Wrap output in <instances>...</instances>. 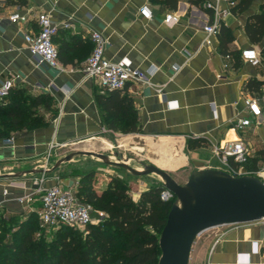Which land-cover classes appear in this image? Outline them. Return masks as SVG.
Returning <instances> with one entry per match:
<instances>
[{"label":"crops","instance_id":"0c3cea01","mask_svg":"<svg viewBox=\"0 0 264 264\" xmlns=\"http://www.w3.org/2000/svg\"><path fill=\"white\" fill-rule=\"evenodd\" d=\"M207 1L214 0H201L199 4L179 0L176 9H163L152 0H0V81L12 77L14 89H23L31 97H50L48 108L43 103L37 107L45 125L0 138V174H13L0 177V216L22 223L38 215L41 193L34 182L42 176L44 166L52 168L80 143L93 144L80 150H101L99 140L108 142L110 136L143 139L156 152L153 156L159 163L154 164L163 168V153L181 147L185 151L182 165L192 162L193 169L227 171L232 166L240 175L254 174L264 180V56L257 65L242 57V50L248 47L261 51L260 44L249 40L245 23L250 14L260 11L264 0H253L243 12L233 13L231 8L229 14L218 18V23L233 33L229 46L240 53L239 67H235L232 55L221 51L219 34L212 37L211 44L204 42V24L215 21L212 11L205 7ZM143 4H149L152 19L141 16ZM221 5L226 7L228 3ZM29 8L48 12L58 25L54 42L62 70L41 62L29 51L25 35L38 30L34 19L9 20L13 11ZM169 11L180 14L177 24L164 22ZM92 30H99L106 38L108 58L127 57L142 70L153 64L159 66L151 76L153 85L130 82L118 90L119 95L132 98L140 132L109 126L107 117L112 113L101 102L114 103L117 97L110 98L112 89L103 88L82 71L94 46ZM251 79L258 81L251 85L254 89L248 86ZM160 85L162 92L157 90ZM247 96L258 99L263 110L259 118L247 109ZM9 101L10 96L0 102ZM242 117H250L253 122L237 130L233 122ZM228 140L247 144L249 157L245 162L230 159L227 164L214 152L216 144ZM51 142L55 147L50 148ZM78 162L81 160H74ZM96 163V176L104 178H99L95 186L103 190L115 175ZM66 166L64 162L46 172L43 186L61 182L77 188L80 177L64 170ZM148 187L140 180L131 187L132 198L138 200ZM205 240L190 258L192 264H247L248 259L264 264V221L214 227Z\"/></svg>","mask_w":264,"mask_h":264},{"label":"trees","instance_id":"16d2710c","mask_svg":"<svg viewBox=\"0 0 264 264\" xmlns=\"http://www.w3.org/2000/svg\"><path fill=\"white\" fill-rule=\"evenodd\" d=\"M163 9H176L179 0H152ZM201 0H193L200 3ZM253 0H236L233 13L243 12ZM245 32L253 44L261 45L264 56V2L260 11L248 16ZM220 48L235 59V67L241 65L240 53L231 49L233 33L225 24L219 27ZM257 80L248 81L252 88ZM12 88L10 101L0 102V138H8L12 133L23 129L43 126L46 122L39 115L38 105L50 106L49 95L31 97L23 89ZM254 89V88H252ZM256 89V88H255ZM119 89H112L114 103H102L111 111L107 117L109 126L123 132H140L133 100L127 95H119ZM74 175L80 177L76 188L79 200L90 203L95 210L105 213L102 220L89 224V231L75 234L77 230L60 225L54 231L51 248L49 242L44 250L37 238L36 216L22 223L0 216V259L4 264H157L161 250L159 236L164 227L168 212L176 197L165 201L160 197L162 184H152L142 192L138 200L129 193L127 183L113 176L108 186L97 189L94 181L95 170ZM42 253L39 248L41 246ZM51 249V250H50ZM49 251H52L51 253ZM45 253V254H43ZM55 255V257H52ZM1 262V261H0Z\"/></svg>","mask_w":264,"mask_h":264},{"label":"built area","instance_id":"2783aa9c","mask_svg":"<svg viewBox=\"0 0 264 264\" xmlns=\"http://www.w3.org/2000/svg\"><path fill=\"white\" fill-rule=\"evenodd\" d=\"M222 2L228 3V6L223 7L221 5ZM235 4L236 0L205 2V7L210 9L215 17V21L206 22L203 26L206 33L205 43L211 44L212 37L219 34L220 24L218 23V18L229 14ZM139 11L142 17L149 20L153 18V12L149 4H143ZM180 17L177 11H169L164 16V22L177 24L180 21ZM31 19L36 21L38 30L25 35L29 51L34 56H37L41 62L52 68L62 70L64 67L60 62L59 50L54 42V36L58 32V25L52 20L50 14L40 10L34 12L29 8L27 10H15L9 15V20L12 22H27ZM91 39L94 46L82 68L86 76L95 78L103 88L107 89L123 90L130 82L153 85L151 76L158 70V65L153 64L149 69L142 70L135 67L127 57L120 60H112L105 54L107 40L99 30L91 31ZM242 57L253 65L259 64L262 60L261 51L256 47L243 49ZM14 83V78L12 77H6L0 81V101H4L9 97ZM157 90L162 92L163 86H157ZM244 103L252 116L259 118L263 114V110L256 97L247 96L244 99ZM252 122L253 120L250 117H242L237 118L233 124L237 130H243L251 126ZM55 145L54 142H51L50 148L55 147ZM214 152L227 164L230 159L234 162L243 163L249 157V148L243 140H228L224 144H216ZM43 169L42 176L37 178L34 183L41 193L40 218L44 223L52 227L60 225L86 227L104 218L105 213L103 211L95 210L90 203L79 200L76 195V188L61 182H56L47 187L43 186L46 178L45 174L49 169L48 165L46 164ZM229 169L230 173L240 175V171L232 166ZM160 197L165 201H169L176 196L171 190L163 188ZM94 210L98 214L96 220L92 216ZM260 221H264V219ZM246 263L254 264L250 259Z\"/></svg>","mask_w":264,"mask_h":264},{"label":"water","instance_id":"95a60500","mask_svg":"<svg viewBox=\"0 0 264 264\" xmlns=\"http://www.w3.org/2000/svg\"><path fill=\"white\" fill-rule=\"evenodd\" d=\"M82 155L101 159L136 176L155 174L163 179V187L175 194L176 200L159 236L161 254L157 264H189L195 239L207 229L264 219V180L257 175H235L220 168H196L185 183H180L168 170L152 162H142L141 169L95 150L69 152L47 171ZM12 175L0 174V177Z\"/></svg>","mask_w":264,"mask_h":264},{"label":"rangeland","instance_id":"374dc122","mask_svg":"<svg viewBox=\"0 0 264 264\" xmlns=\"http://www.w3.org/2000/svg\"><path fill=\"white\" fill-rule=\"evenodd\" d=\"M258 47V45H257ZM260 47V46H259ZM129 136H110L108 139V142H103L101 143V141L99 140L98 145H101V150H95V151H99V152H103L105 154L110 155L113 159L115 160H121V161H127L129 164L133 165V166H137L140 168H143V164L142 162H146V163H159V160L155 159L153 154L156 153L154 151H152V149H149L147 147V144L144 142L142 145H138V146H129V145H125L124 141L129 139ZM137 136V135H134ZM140 137V136H139ZM127 138V139H126ZM143 140V139H142ZM91 142H84V143H80L78 145H73L71 147V149H69V152H73V151H77L80 150L83 147H91ZM162 151L165 149L164 147L161 148ZM151 150V152H150ZM172 150H167V152L163 153V162H164V167L165 169H167L180 183H185L186 180L189 177L190 172L193 170V163L191 162L188 165H182V163L185 160V157L183 155V162H181L179 165L175 166L173 160L170 158L171 156V152ZM188 151V150H187ZM67 152V153H69ZM185 151L184 150H180V153L183 154ZM66 153V154H67ZM166 158L168 159V161L166 160ZM81 160V162L78 163H74V160ZM83 160V161H82ZM96 162H100L101 166L105 168V171L111 172L113 173L115 176L123 179L128 187H129V193L132 194L131 191V187L133 185H136L140 182V180H142L143 182L147 183L149 186L152 184H162V180L159 176L157 175H146L148 177H138L136 175H133L131 172H129L128 170H125L124 168H121L119 166H115V165H111L108 164L106 162H104L101 159L95 158V157H91V156H78L75 157L69 161H66L67 166L65 167L64 170L66 171H70V172H76L77 170L81 171V172H86L88 170H93L96 168H98V164ZM166 162H168L169 164H167ZM76 167L78 169H76ZM104 172V171H102ZM94 181L97 182V180H99V178H104V175H97L96 173L94 175ZM40 205H42V202L40 201ZM93 219L96 220V218H98V214L97 212L94 210L92 213ZM36 231L37 233L35 234V238H37V240L39 241V243L43 246L44 245V250L46 249V245L47 242H49V248H51V243H52V239L54 237V231H56V227H52L46 223H44L41 218H40V213L36 216ZM75 230H77L75 232V234L79 233V234H84L86 232L89 231V226L86 227H72ZM213 230V228L207 229L204 232H202L199 236H197V238L195 239L194 243H193V247H192V251H191V255L190 258H192V256H195V253L198 251L199 247L202 245L201 243H204L205 237L208 236L209 233H211ZM40 245V246H41ZM39 248V253H42V248ZM51 250V249H50ZM50 253L52 251H49ZM45 254V253H43ZM52 257H55V255H53ZM0 264H4L2 262V260L0 259ZM189 264H192L191 259L189 260Z\"/></svg>","mask_w":264,"mask_h":264},{"label":"bare ground","instance_id":"6f19581e","mask_svg":"<svg viewBox=\"0 0 264 264\" xmlns=\"http://www.w3.org/2000/svg\"><path fill=\"white\" fill-rule=\"evenodd\" d=\"M124 144L125 145H129V146H138V145H142L143 143H142L141 139L140 140H135L134 138H131V139L129 138V139L125 140ZM178 146H179V144H178ZM180 149H181V147H180ZM180 149L179 148H174L173 151L171 152L170 158L173 160L175 166H177L181 162H183V154L180 153ZM161 180H163V179L161 178Z\"/></svg>","mask_w":264,"mask_h":264}]
</instances>
